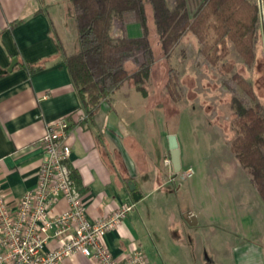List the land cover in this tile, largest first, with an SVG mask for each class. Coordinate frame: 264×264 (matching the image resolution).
Masks as SVG:
<instances>
[{"label": "crops", "instance_id": "crops-1", "mask_svg": "<svg viewBox=\"0 0 264 264\" xmlns=\"http://www.w3.org/2000/svg\"><path fill=\"white\" fill-rule=\"evenodd\" d=\"M54 4L53 0H0V186L9 201L17 203L37 185L46 128L67 118L72 123L70 165L87 198L89 220L95 223L124 204L135 205L106 235L114 257L123 260L143 250L149 264H264V251L246 238L239 220V213L246 211L243 195H237L239 203L232 206L229 196L219 192L229 184L212 187L216 191L212 192L206 179L193 181V176L183 192L185 186H177L178 179L170 180L164 162L171 160L165 124H153L157 127L153 139L143 104L126 105L123 112L118 103L122 101L115 99L126 88L129 99L132 86L125 84L86 122H77L81 101L56 41L68 54L75 47L67 44V27ZM70 19L75 21L74 14ZM124 21L138 23L134 14H127ZM14 59L17 66L8 72ZM130 183L142 196L138 202ZM169 200L179 202L162 211L163 202ZM66 209V201L60 199L51 214ZM56 246L52 242L50 249ZM62 264L95 263L79 254Z\"/></svg>", "mask_w": 264, "mask_h": 264}, {"label": "trees", "instance_id": "trees-1", "mask_svg": "<svg viewBox=\"0 0 264 264\" xmlns=\"http://www.w3.org/2000/svg\"><path fill=\"white\" fill-rule=\"evenodd\" d=\"M69 1L78 32V49L68 54L56 42L87 120L127 83L144 97L149 96L147 83L157 59L149 35L148 6L162 50L160 59L169 62L176 46L185 36L192 35L201 44L204 62L222 73L233 70L231 64L224 62L229 44L245 66L252 68L256 63L255 38L261 13L259 5L250 0H204L195 13L189 0H174L173 8L168 0ZM127 14L136 16L143 36H112L114 19L124 20ZM133 60L136 67L129 71L127 64ZM168 76L167 95L177 103L181 99L179 75L171 67ZM232 82L235 85L225 83L232 94L230 107L236 124L230 149L251 176L264 202V110L240 95L239 89L250 100H256L253 88L240 74H235Z\"/></svg>", "mask_w": 264, "mask_h": 264}, {"label": "rangeland", "instance_id": "rangeland-1", "mask_svg": "<svg viewBox=\"0 0 264 264\" xmlns=\"http://www.w3.org/2000/svg\"><path fill=\"white\" fill-rule=\"evenodd\" d=\"M53 1L54 6L57 5V10L64 18L63 23L67 27L65 39L69 47H75L74 50L68 51L73 53L78 49V32L74 19H70V14H73L71 3L69 0ZM168 1L173 8L174 0ZM203 1L189 0L193 13L197 11ZM250 1L255 2V0ZM257 2L261 18L255 38L256 63L252 68L245 66L235 47L229 44L228 57L224 62L231 64L233 70L223 73L204 62V57L200 54L201 44L192 35L185 36L176 46L169 62L160 59L162 50L152 10L148 6L149 35L157 59L152 69L151 78L147 83L151 97L146 99L133 89L128 99L125 94L126 88L120 91L115 99L122 101L118 103L121 104L123 112L126 105L134 108L133 104L135 103L143 104L144 110L149 113L150 125L148 129L153 139L157 135V127L153 124L158 125V121L165 124L167 141L170 135H175L178 138L183 171L188 167H192L195 171L193 181L206 179L210 184L211 191L212 187L218 188L217 185L229 184L224 186L227 188L226 190L219 192L229 196L227 198L232 206L239 203L236 201V196L243 195L241 203H244L246 211L242 214L239 213V220L245 228L246 238L264 251V202L258 195L251 176L238 163L230 149L231 141L235 137L236 124L230 107L232 94L225 84L227 82L235 85L232 78L235 74H240L253 88L256 100H250L241 89H239L240 95L252 104L261 105L264 110V5L262 0H257ZM111 34L116 38L135 37L143 36V30L139 21L137 25H132L126 24L120 18H115ZM135 67L134 60L127 64L129 71H133ZM171 67L179 75L178 92L181 94V99L177 103L170 101L165 88L169 78L168 70ZM129 86L131 85L128 84L127 87ZM235 180L236 184H233L232 182ZM187 182L190 180L179 176L177 186H185L184 192ZM253 195L256 197V201ZM257 200L260 202L259 205ZM178 202V200L164 201L161 207L162 211L165 206L172 210V206L177 205ZM232 210L235 213L234 207Z\"/></svg>", "mask_w": 264, "mask_h": 264}, {"label": "built area", "instance_id": "built-area-1", "mask_svg": "<svg viewBox=\"0 0 264 264\" xmlns=\"http://www.w3.org/2000/svg\"><path fill=\"white\" fill-rule=\"evenodd\" d=\"M86 120V114H78V123ZM71 127L67 118L47 126L41 140L44 159L37 185L17 203L12 204L0 186V264H62L79 254L95 264H149L143 250L119 260L106 243V235L133 211L134 204H124L95 223L89 220L87 198L70 165ZM164 162L172 182L179 176L190 179L195 175L193 168L175 174L171 160ZM60 199L66 201L67 209L52 215L51 209ZM52 242L57 246L50 249Z\"/></svg>", "mask_w": 264, "mask_h": 264}, {"label": "water", "instance_id": "water-1", "mask_svg": "<svg viewBox=\"0 0 264 264\" xmlns=\"http://www.w3.org/2000/svg\"><path fill=\"white\" fill-rule=\"evenodd\" d=\"M17 63V59H14L7 71L12 72L17 66ZM168 145L174 172L175 174H178L182 171L181 151L179 148L178 138L175 135H170L168 139ZM129 188L133 193L134 200L138 202L142 196L137 192V187L135 186V184L130 183Z\"/></svg>", "mask_w": 264, "mask_h": 264}]
</instances>
